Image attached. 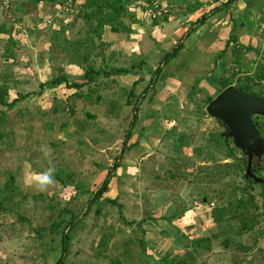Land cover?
<instances>
[{"label":"rangeland","instance_id":"1","mask_svg":"<svg viewBox=\"0 0 264 264\" xmlns=\"http://www.w3.org/2000/svg\"><path fill=\"white\" fill-rule=\"evenodd\" d=\"M3 1H9L11 3L10 11H14L17 0H0V24L8 23L6 24L8 27L12 26L14 28V34L20 32V37L19 48H16V59L18 62L12 65L11 63H4L3 59H1L4 54L5 39L3 38L4 40L0 41V65L2 69H8L13 72L19 80L29 83L22 89L24 92L36 91L39 81L51 78V76L49 78L48 76H42V73H44L42 64L44 60L41 58V54H43L42 50L46 45L45 42L49 39L51 31L59 27L58 22L61 19L58 16V11L52 14L51 9L43 7L38 9L41 19L37 20L36 23L26 20L19 24H14L13 19H18L19 15L14 12L13 15L16 14L12 17L10 11H5L4 7L7 5H4ZM135 7L136 5L134 4L129 8L132 13ZM164 9L166 7L162 8V10ZM159 11L161 12V10ZM145 14L146 16L141 19L142 22L146 24L147 21H153V18L150 17L152 13L145 12ZM170 15L172 14L170 13ZM156 16L159 17V14H156ZM159 18L161 19V17ZM170 25L174 26V22H171ZM163 28H166V26H163ZM138 35L140 37L143 35L142 38L139 36L136 38L137 35H134V39L139 42L140 50L132 60L137 64L142 63V71L134 69L138 74L132 73L127 77L123 75L122 79L123 87L126 88H130L132 83L135 82V94L140 96L151 77L153 78L154 74L152 73L160 65V60L168 53L171 46L169 47V44H167L169 39L166 38L164 40L165 43L162 44L167 52L165 50V52H161L160 45L162 44L158 43L157 51H159V54L155 55V52H151L153 50L151 48L153 47V41L154 39H164L166 33H153L148 28L145 34L141 32ZM172 38H175L174 34ZM120 39L121 41L118 40L117 44L124 41L125 37L122 35ZM104 40L108 42L111 39L105 37ZM257 40L258 44H255V47L253 46L252 48L251 45H245L242 50H245L244 48L247 46L255 51L257 49L262 50L264 48V39H261V41ZM218 49L210 51L207 49L205 53L190 57L195 58L192 65L198 69L194 68V71H189L184 77H181L184 79L176 92L175 74L181 72L180 70H184V68L183 65L181 66L183 64L182 61L178 63L175 60L177 57L173 58L163 67L161 74L156 79L153 90L148 91L143 102L137 104V106L136 103L133 104V106L137 107L138 112L131 143H135L138 140L139 146L138 148L134 147L128 153V156L126 155L124 158L122 175L124 174L126 179L124 181L125 185L120 189V191H123L120 202L126 207L125 216L129 221H139L142 216L149 217L151 215L158 218L162 211L161 207L168 205V210L173 211L175 208L178 209V207L179 210H184L186 212V223L194 222L197 224L196 229L190 233L186 232L187 237H190V239L193 238L195 233L202 237L216 235L217 232H220L217 228L198 226L200 223H205L204 213L209 208L202 204L204 200H201V196L198 195V189H195L196 184L193 182L192 176L194 174L192 173L197 170L199 172V169H205L201 172L202 177H205L203 173L211 171L210 169L214 162L206 160L209 157L206 152L194 157L192 150L205 148L207 142L213 136L217 134L221 136V134L226 132L220 122L206 115L205 109L207 106L204 105V101L207 94L210 96L215 95L220 88L219 84L222 80L232 81L231 83L235 86V81L238 78L243 79L247 75L246 72L252 73L254 71L260 58L251 50H247L242 52L243 58L241 60L237 55L241 51L237 49V53H233L229 58L224 56L222 60L217 61L218 53L221 51ZM115 51V64L116 66H121L125 60L121 59L122 53L119 50L115 49ZM124 65L127 68L130 67V65ZM21 67H27L28 69L22 70ZM77 73L81 75L80 72L77 71ZM209 73L210 75L207 77ZM138 75L146 77V80H142L146 84H139L141 79H139L140 76ZM206 77L207 79H205ZM72 78L74 77L71 75ZM72 91V89L62 87L54 91H47L44 98L37 100L26 99L27 101L25 100L23 104L18 105L24 112L26 111L27 115L31 114L32 122L30 127L26 125V129L23 128V130L18 131L19 121L15 119L12 128L14 127V131L16 130L14 146L17 150L11 154L10 151L4 150V147L0 145V148H2L0 152V171L14 173L17 178L16 185L29 197L21 206L22 212L28 218V222L25 224L18 223L17 217L4 214L0 209V264H53L59 256L58 252L52 256L43 255L44 247L40 246L34 232L28 229L29 225L34 228L49 226V220L53 213L46 209L44 205L55 206L56 209L63 208L65 205V200L58 197L60 187L57 183L54 182L47 185L44 190L37 188V181L42 174L49 170L52 173V171H56L55 169H69L73 174H79V179L97 185L102 183L106 174L105 171L98 168V165L101 167H112L115 156L122 149L125 140L124 131L128 130L135 112L133 111V106L124 108L126 95L123 90H120V85L116 88L115 95L112 98L110 97L111 94H104L105 101L103 102L107 103V105L105 104V108L103 107L101 111L100 109L97 110L98 116L85 113L80 103L75 101H73L75 103H70L74 100L68 101ZM15 96L16 92L11 90L10 99ZM51 96H54L57 101H63V107L61 105L58 107V111L60 110L61 113L59 116H55L56 118L49 115L44 116L41 113V104ZM57 104L59 105V102ZM112 104L115 107L111 111L109 109ZM67 109L70 110L67 111ZM71 111L73 112L72 114ZM176 111L180 112V114H177ZM94 113H96V110ZM107 113L110 114L108 117ZM87 115L95 119H89ZM119 127L121 130L118 131L117 128ZM179 135L184 136L189 144V148L180 150L182 151L181 153L180 151L175 152L173 143ZM112 141L113 144L108 145ZM141 147L142 149H140ZM13 154L15 156H11ZM222 155V152H219L213 153L211 156L221 162L223 160ZM245 162H247L246 157ZM169 174L182 175L181 178H184L185 182L175 183L174 180H167ZM262 174L264 175V172ZM25 176L28 178L27 180H24ZM255 177L257 178V176ZM163 179L165 183L162 182ZM3 182H5V178L0 175V185ZM186 186L189 188L184 189ZM111 187H115V180H112ZM253 188L256 200L258 204H261V188L259 186H254ZM205 189L207 192L209 191L208 187ZM201 190L202 193H206L203 192L205 191L203 188ZM67 191L69 190L65 191L67 193L66 196L70 192ZM188 192L192 193L190 199H187L186 196ZM33 195L38 196L37 202L31 198ZM144 202L148 205L146 210H144L142 205ZM40 203H42L43 207ZM112 221L118 223L116 215L113 212H109L102 222L98 221L95 224L91 220L85 222L74 237L70 264H74V262L88 264L89 258L93 255L102 235L101 232L99 234L96 225L100 226L101 230L104 227V230H106L110 227ZM154 221H146L142 225L145 233L144 240L146 239L149 247L151 245L159 247L153 237L155 228L152 226L149 229L148 227ZM232 225L235 226L236 222L232 221ZM262 226L264 227V221ZM124 231L126 234L130 232L127 229ZM170 234L172 238L177 236L179 239L180 237L176 230L175 232L171 231ZM47 239L46 234H44L43 240L47 241ZM179 241L184 248L179 250V246L174 249L164 246V248H160L159 252L153 251V255L150 256L151 259L156 263L160 261L164 254H171L173 257L175 255L184 256L186 253L191 254L187 250L184 241L180 239ZM220 242V240L212 241L211 249L207 254H201L197 257L191 254L189 259H196L194 264H234L233 258L236 259L238 264H264V259L258 254L257 249L249 254H244L243 252L233 254L231 251L224 250L220 246ZM243 242L248 246L257 244V248L264 249L263 239H258L257 242H254V240L246 238ZM111 246V244L108 246V251ZM121 249L113 251L112 248L109 255H118V253L122 252ZM137 249L138 247L134 253L121 258L120 264H142L137 259ZM149 249L152 251V248ZM99 264H108V262Z\"/></svg>","mask_w":264,"mask_h":264},{"label":"trees","instance_id":"2","mask_svg":"<svg viewBox=\"0 0 264 264\" xmlns=\"http://www.w3.org/2000/svg\"><path fill=\"white\" fill-rule=\"evenodd\" d=\"M74 1L75 3L80 2L79 5H73V11L75 12L69 17H60L61 20L58 22L59 27L51 31L46 51L43 54L44 56L47 55L49 62L53 65L51 80L44 84L37 83L36 91L24 92L22 89L25 85H29V83L19 80L13 72H10L8 69H2L0 65V145L6 151L13 152L17 150L14 146L16 130L14 131V127L12 128L13 121L17 119L19 121L17 130H23L27 116L26 111L24 112L18 105L23 104L31 95H41L44 87L63 85L66 89L75 91L71 95V99H78L91 105H99L104 100L105 93L111 94L110 97L112 98L115 95L116 88L120 85V90H123L126 95L124 108H130L134 103L137 106V104L143 102L148 91L153 90L156 79L161 74L163 67L176 57L178 50L181 48V45H179V47L172 49L164 55L163 59L160 60V65L152 73L154 74L153 78L151 77L145 89L142 90V94L140 96L136 95V83L133 82L130 88L123 87L122 76L131 74L135 68L141 67L142 63L137 64L133 60H130L124 61L121 66H116L115 49L118 50L117 41H121L120 37L122 35L125 37L124 40L129 41L135 35L132 26L139 22L129 8L136 4L135 2L141 0ZM233 1L228 0V3L231 4ZM64 2L65 0H17L14 11H10L11 3L5 6L4 10L10 11L12 17L16 13L19 15L18 19H13L14 24H19L26 20L36 23L37 20L41 19L38 9L48 7L51 9L52 14H54L55 11L60 10ZM143 2L145 8H142V10L144 12H152V16L150 15V17L153 18V25L159 23L160 20L166 22L171 10L175 8L172 0H167V7L164 10L161 7V0H143ZM194 2L191 7L185 6V14H193L201 7L198 0ZM155 6L158 10L154 13ZM14 12L16 13L13 15ZM156 12H160L159 17L161 19L156 16ZM205 18L206 15L196 22L194 26L201 23ZM6 24L8 23L0 24V41L5 39L4 54L1 59H3L4 63H11L12 65L18 62L16 59V48H19L20 32L14 34V28L12 26L8 27ZM106 33L110 35L111 39L108 42L104 40ZM235 41V38L230 37L227 47ZM249 50L260 58L258 64L252 73L246 72L247 75L243 79L238 78L235 81L234 87L243 92L252 93L264 98V48L262 50L257 49L256 51L252 48ZM224 53L225 51L217 57V61L222 59ZM58 62L77 69L81 73L79 81L70 84L63 69L56 65ZM124 64L130 65V67L127 68ZM21 68L22 70L28 69L27 67ZM118 78H120V82ZM231 82L222 80L219 84L220 88L216 91L215 95L210 96L207 94L204 105L207 106L219 93L233 86ZM11 90L16 92V97L13 100L10 99ZM136 106H133L135 115L128 126V130L124 131L125 140L122 149L114 158L113 166L109 168L98 165V168L106 173L102 183L97 185L90 184L86 180L79 179V174L75 175L69 169L60 168L55 169L56 171L54 172L52 171L51 175L55 183L60 187L58 197L65 200V205L60 209H56L55 206L48 204L44 205L46 209L53 213L49 220V226L37 228L28 226V229L34 232L40 246L44 247L43 255L52 256L58 252L59 256L53 264H70L74 237L80 228L88 220H91L93 224L98 221L102 222L109 212H113L119 224L112 221L110 227L106 230H104L105 227L101 230L100 226L96 225L99 234L101 232L102 235L93 255L89 258L88 264H99L106 261L108 264H120V259L134 253L137 247V259L142 264H194L196 259H189V256L193 254L197 257L201 254H207L214 240H220V246L224 250L233 252V254L240 252L249 254L257 249L258 254L264 259V249L257 248V244L248 246L243 242L246 238L254 240V242H257L258 239L264 240V227L262 226L264 221V175L262 174L264 172V155L261 161L255 160L252 166L253 175L263 181L262 184H257L252 179L246 178L247 162H245L243 154L234 148L231 140L225 142L224 138L219 134L213 136L207 142L205 148L192 150L194 157H198L201 153L206 152V155L209 156L206 160L214 162L210 169L211 171L203 173L205 177H202L201 174L202 170L205 169H199V172L197 170L195 173H192L194 174L192 179L196 184L195 189H198V195L201 196V200H204L202 204L209 208L204 213L205 223H200L198 226L217 228L220 232H217L216 235L202 237L195 233L193 238L190 239V237H187V233L196 229L197 224L194 222L186 223L184 221L186 213L184 210H179V207L173 211L168 210L169 206L166 205L165 207H161L162 214H159L158 219L165 220L179 233V239L184 241L187 250L191 254L186 253L184 256L175 255V257L171 254H164L160 261L156 263L147 255V245L144 240L145 233L142 225L146 221L158 219L151 215L149 217L142 216L139 221H129L125 216L126 207L120 202L123 195V191H120V189L125 185L124 181L126 179V177L124 178V174L122 175V163L126 155L128 156V153L134 147L138 148L139 146L138 140L135 143H131L138 112ZM114 107L112 104L109 110L112 111ZM108 115L110 114L107 113V117ZM87 117L94 120L89 115ZM252 122L264 141V118L254 116ZM117 130L119 131L121 128L119 127ZM173 143L175 152L189 148L187 140L182 135H179ZM112 144L113 141L108 145ZM1 151L2 148H0ZM219 152L223 154L221 162L211 156L213 153ZM0 175H3L5 178V182L0 185V209L4 214L17 217L18 223L25 224L28 222V218L22 212L21 206L29 198L28 195L24 194L22 189L16 185V180L12 173L0 171ZM181 177L182 175L175 176L174 174H169L167 180H174L175 183H179L184 181V178ZM112 180H115V187L113 188L111 187ZM162 182L165 183L164 179ZM254 186L261 188V204H258L256 200L253 190ZM206 187L209 188L208 192L205 189ZM202 188L205 190L203 192L206 193H202ZM165 189L163 190L165 191ZM66 190L70 191H67L69 192L68 196H66ZM31 198L35 202L39 199L36 195H33ZM82 201L83 203H81ZM145 202L142 204L144 210L148 206ZM40 205L42 206V203ZM232 221L236 222L235 226L232 225ZM126 229L130 230L128 234L124 231ZM44 234L48 238L47 241L43 240ZM110 244L112 246L108 251ZM112 248L113 251L122 248V252L118 253V255L112 254L110 256ZM233 261H235L234 264H238L236 259L233 258ZM74 264L81 263L74 262Z\"/></svg>","mask_w":264,"mask_h":264},{"label":"crops","instance_id":"3","mask_svg":"<svg viewBox=\"0 0 264 264\" xmlns=\"http://www.w3.org/2000/svg\"><path fill=\"white\" fill-rule=\"evenodd\" d=\"M194 1L195 0H172L175 6L174 9L171 8L172 15H170L167 18L166 22L160 20L159 23H157L156 25L152 24L153 21L151 19H150L151 21L149 22L147 21L146 24L142 22L141 19L144 18L143 16H146L145 12L142 10V8L145 7L143 0L137 2L139 5L136 3L135 4L136 7L133 9L134 10L133 14L136 16V20L139 22L138 24H134L132 26V30L135 31V36L137 35L136 38H138L139 36L138 33L142 32L143 34H145V32L148 31V28H150V31H152L153 33L154 32L155 33H160V32L166 33L164 39H159V40L154 39L153 45H152L153 47L150 46L151 48H153L151 52H155L154 53L155 55L159 54V51H157L158 50L157 44L165 43L164 40L166 38L169 39L167 44H169V47L171 46L168 52H170L172 49L179 47V45H181V48L178 50V53L176 55L177 58L175 60H177L176 62L178 63L181 61L183 62L181 66L183 65L184 70H180L181 72H178L177 74H175V87L177 88L175 89V92L178 91L179 86L182 84V80L184 78H181V77L182 76L184 77V75L187 74L189 71L190 72L192 70L194 71V68L198 69L197 67H193L192 62L195 61L194 60L195 58H190L191 56L194 57L196 54L199 55L201 53H205L207 49L208 51H210V50H215L219 48L218 50H221V51L218 53V55L220 56L223 53V51H225L223 57L225 56L226 58H229V56L235 53L237 49H240L241 52H239V54L237 52L236 53L241 59L243 58L242 52L243 51L245 52L250 49V47L247 46L246 48H244L245 50H242L245 45H251V47L253 48V46L255 47V44H258L257 39H259L260 41L261 39H264V0H234L231 4L228 3V0H198V3L201 4V7L193 14L191 13L185 14L186 12L185 6L191 7L195 3ZM140 5L144 7L141 8ZM161 7L162 8L167 7V0H161ZM205 15L207 18H205V20H203L201 23L194 26V24H196V22H198ZM171 22L172 23L174 22V26L170 25ZM163 26L164 27L166 26V28H163ZM173 34L175 38H172ZM135 36H133V38L130 41L124 40L118 43L117 46H118V50L122 53L121 54L122 60H125V61L132 60V58H135V56L137 55V52L140 50L139 42H137L134 39ZM142 36L141 37L139 36V37L142 38ZM105 37L110 38V35L106 33ZM230 37L235 38L236 41L234 43H231L227 47V42ZM47 42L48 41L45 42L46 45L44 49L42 50L43 54L46 51L47 44H48ZM154 43H156L155 47H154ZM160 48L162 49L161 52L166 51L163 44L160 45ZM43 54H41V58L44 60V62L42 63L44 66L43 68L44 73H42V76H45V77L48 76L49 78V76H51V73H52L51 69L53 65L51 62H49L47 55L44 56ZM56 65L60 67L61 69H63L64 74L67 77L68 82L70 84L76 83L79 81L80 75H78L77 69L71 66L69 67L68 65L61 63V62L56 63ZM135 70L142 71V67L135 68ZM135 70H133L132 73L138 74V72L137 71L135 72ZM131 74H127L124 76L127 77ZM71 75L74 78L71 79ZM209 75L210 73L207 75V77H209ZM207 77L205 79H207ZM139 79H141V81H139V84L140 83L146 84L144 81L142 82V80H146V77L144 75L143 76L141 75ZM49 80H51V78ZM49 80L39 81V83L44 84ZM195 80L197 81L196 78ZM62 87L65 88V86L63 85L46 86L44 87L41 95L39 96L31 95L29 98H27V100L28 99L37 100L40 98H44L45 93L47 91H54ZM74 92L75 91L73 90L71 95L74 94ZM71 95L68 101L72 100ZM14 98H12L11 100H13ZM73 101H75L76 103H80L82 107L84 108L85 113L91 114L93 116L97 115V110L100 109L101 111V109H103L105 104L107 105V103L103 102L105 101V98L99 105H91L89 103H84L83 101L78 100V99H74L70 103H75ZM58 102H59V105L57 104ZM62 103L63 101H57L54 98V96H51L45 99L43 103L41 104L42 115L44 116L49 115L50 117L59 116L61 112L60 110L58 111V107L60 105L61 107H63ZM68 110L69 109H67V111ZM95 110H96V113H94ZM176 113L180 114V112L178 111H176ZM31 118H32L31 114H28L26 116L23 128L26 129L27 126L30 127V124L32 122ZM140 149H142V147ZM14 152L15 151L11 152V154ZM11 156H15V155L13 154ZM27 179L28 178L25 176L24 180H27ZM15 180L17 181L16 177H15ZM187 188L189 187L186 186V188L184 189H187ZM190 195L192 196V193L188 192L186 195L187 199L191 198ZM189 213H192V212H189ZM185 216H186V213L184 215V221L186 220ZM152 226L155 228V231L153 232L154 234L153 237L156 243L159 245V247L153 246V245L149 247L146 243L147 255L149 256L153 255V251L159 252L160 248H164V246H169V248H172V249L179 246L180 247L178 248L179 250L181 248H184L183 245L180 243L177 236L176 238L171 237L170 232L171 231L175 232V229L172 228L165 220H159V219L155 220L153 224L151 223V225L148 226L149 229H151ZM148 237H149V234H148ZM145 242H146V239H145ZM149 248H152V251ZM179 256H182V255H179Z\"/></svg>","mask_w":264,"mask_h":264},{"label":"water","instance_id":"4","mask_svg":"<svg viewBox=\"0 0 264 264\" xmlns=\"http://www.w3.org/2000/svg\"><path fill=\"white\" fill-rule=\"evenodd\" d=\"M205 112L225 128L226 132L221 134L225 142L231 140L234 148L246 157V178L262 184L263 181L253 175L252 166L254 160L259 162L263 158L264 141L255 129L252 118H264V98L230 86L207 105Z\"/></svg>","mask_w":264,"mask_h":264},{"label":"built area","instance_id":"5","mask_svg":"<svg viewBox=\"0 0 264 264\" xmlns=\"http://www.w3.org/2000/svg\"><path fill=\"white\" fill-rule=\"evenodd\" d=\"M4 5H8L9 1H3ZM76 4L78 5V2L75 3V1L73 2V0H65L63 6L60 8V10L58 11V16H70L72 15L75 11H73V5L76 6ZM158 8L155 6L154 7V13L155 11H157ZM150 13H152L151 11H149ZM157 14H159V12H156ZM152 16V15H151Z\"/></svg>","mask_w":264,"mask_h":264},{"label":"clouds","instance_id":"6","mask_svg":"<svg viewBox=\"0 0 264 264\" xmlns=\"http://www.w3.org/2000/svg\"><path fill=\"white\" fill-rule=\"evenodd\" d=\"M54 179L51 175V170H49L48 172H45L44 174H42L41 178L37 181V188H39L40 190H44V188L47 187V185L54 183Z\"/></svg>","mask_w":264,"mask_h":264}]
</instances>
